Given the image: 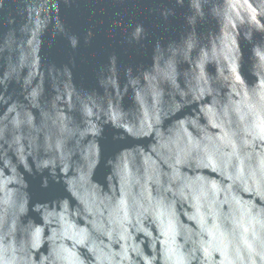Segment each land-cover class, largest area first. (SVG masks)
<instances>
[{"label":"water","instance_id":"water-1","mask_svg":"<svg viewBox=\"0 0 264 264\" xmlns=\"http://www.w3.org/2000/svg\"><path fill=\"white\" fill-rule=\"evenodd\" d=\"M0 264H264V0H0Z\"/></svg>","mask_w":264,"mask_h":264}]
</instances>
